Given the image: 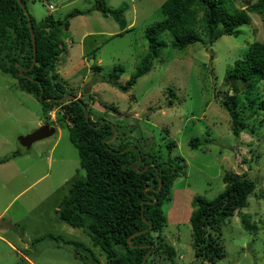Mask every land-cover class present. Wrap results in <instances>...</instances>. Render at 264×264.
I'll return each instance as SVG.
<instances>
[{
	"label": "rangeland",
	"instance_id": "obj_1",
	"mask_svg": "<svg viewBox=\"0 0 264 264\" xmlns=\"http://www.w3.org/2000/svg\"><path fill=\"white\" fill-rule=\"evenodd\" d=\"M26 1L37 21L64 20L77 9L87 12L72 18L70 30L57 35L64 47L57 72L67 90H74L79 98L83 93L92 95L88 102L94 119L103 117L132 130L134 141L139 140L146 150L162 148L168 154L167 144L174 143L172 157L182 161L184 172L162 207L167 219L162 235L176 257L162 264H205L193 247V200L219 196L225 190L227 172L247 174L257 188L247 208L222 225L227 257L215 264H264V110L260 108L264 82L254 91L256 103L251 108L241 97L239 107L246 112L248 127L239 136L220 101L223 93L233 89L227 76L236 77V61L251 44L264 41L262 17L250 14L251 23L240 27L238 36L226 35L214 44L199 43L183 50L173 49V38L164 35L167 47L154 60L152 70L124 93L102 82V77L122 66L119 82L130 80L148 53L146 30L163 20L161 7L166 0H107L112 8L128 4L125 30L111 15L94 10L95 0ZM257 1L233 0L242 9ZM94 64L102 68L98 75L91 69ZM238 88L242 89L240 83ZM235 93L232 90L230 95ZM50 113L46 120L40 101L0 71V159L18 153L0 164V264H85L76 259L73 246L47 239L51 236L83 244L84 254L95 253L106 264V256L83 229L60 220L61 203L86 172L58 110ZM47 121L56 133L29 150L24 148L19 138ZM193 140L196 149L191 146ZM243 215L256 232L244 229Z\"/></svg>",
	"mask_w": 264,
	"mask_h": 264
},
{
	"label": "trees",
	"instance_id": "obj_2",
	"mask_svg": "<svg viewBox=\"0 0 264 264\" xmlns=\"http://www.w3.org/2000/svg\"><path fill=\"white\" fill-rule=\"evenodd\" d=\"M22 3L27 7L26 0ZM161 9L164 18L146 30L148 53L130 80L126 84L119 82L124 69L117 66L102 77V82L129 92L138 79L152 70L154 60L167 47L163 37L168 33L173 38V49L183 50L199 43L214 44L226 35L238 36L240 27L251 23L250 14L261 16L264 22V0L251 2L246 9L238 8L233 0H166ZM94 10L111 15L122 30L127 28L124 16L128 4L112 8L107 0H95ZM86 13L77 9L64 20L41 21L30 14L37 43L35 56L28 17L18 0H0V71L17 80L21 91L40 101L46 120L57 109L59 120L68 128L70 140L78 149L86 177L71 186L69 196L61 203L60 220L83 229L92 245L106 256V264L172 263L176 251L162 235L167 223L162 207L169 199L174 182L184 172L182 161L172 157L174 143L167 144L168 154L162 148L146 150L139 140L134 141L132 130L103 117L94 119L88 102L93 100L91 94L83 93L79 98L59 80L57 68L64 47L57 35L70 30L72 18ZM91 69L94 75L102 70L97 64ZM233 71L236 77L227 76L233 89L223 93L224 99L220 101L231 117L234 134L239 136L248 127L246 112L239 107L241 97L244 96L251 108L256 103L253 93L264 82V41L251 44L236 61ZM42 90L43 100H40ZM232 90L236 91L234 95H230ZM69 95L73 99L60 101ZM173 104L170 101L168 105ZM260 108L264 110V100ZM46 124L49 125L48 121ZM131 146L135 148L121 153ZM191 146L196 149L197 141L193 140ZM17 156L15 152L0 159V164ZM223 180L225 190L215 199L197 196L193 200L195 209L190 217L193 247L196 257L205 264H215L227 257L222 244V225L247 208L248 199L257 188L247 174L227 172ZM246 218L242 216L244 229L256 232V226L246 222ZM136 233L139 234L132 237ZM47 239L73 246L76 259L85 264H101L95 253H83L87 248L81 243L61 236Z\"/></svg>",
	"mask_w": 264,
	"mask_h": 264
},
{
	"label": "water",
	"instance_id": "obj_3",
	"mask_svg": "<svg viewBox=\"0 0 264 264\" xmlns=\"http://www.w3.org/2000/svg\"><path fill=\"white\" fill-rule=\"evenodd\" d=\"M18 3L23 8L25 14L28 17V21H29V25H30V29H31V36H32V40H33L34 55L36 56L37 55V43H36V36L34 34L33 22H32V18H31L30 12H29L28 8L23 5L22 0H18ZM35 62H36V60H34L33 64H35ZM20 74L23 75V69L22 68L20 69ZM73 97H74L73 95H69L65 99H61L60 101L61 102H63L64 100L68 101V100L73 99ZM40 100H43V90H42V94L40 96ZM45 100L47 102H49V101H51L53 99H45ZM84 108L86 109V107H84ZM86 119H87V121H89V114H88L87 110H86ZM55 133H56V128L55 127H51L49 125H43L42 127H40L35 132H33V133L29 134V135L20 137L19 141H20L21 145L24 148L29 150V149L32 148V146L36 142L41 141V140L46 139V138H49V137H52ZM114 133L116 134L115 130H114ZM134 148H135L134 146H131V147L127 148L126 150L122 151L121 153H124V152H126V151H128L130 149H134ZM139 154H140V152H139ZM141 163H142V158L140 156L139 166L141 165ZM161 187H162V183L160 184V189H161ZM143 232H147V231H143ZM137 234H139V233L134 234L132 237L136 236ZM132 237L129 239V242L131 241ZM147 257H148V255L145 257L144 260H146Z\"/></svg>",
	"mask_w": 264,
	"mask_h": 264
},
{
	"label": "built area",
	"instance_id": "obj_4",
	"mask_svg": "<svg viewBox=\"0 0 264 264\" xmlns=\"http://www.w3.org/2000/svg\"><path fill=\"white\" fill-rule=\"evenodd\" d=\"M50 9L53 10L54 9V6H50ZM51 114V113H50Z\"/></svg>",
	"mask_w": 264,
	"mask_h": 264
},
{
	"label": "clouds",
	"instance_id": "obj_5",
	"mask_svg": "<svg viewBox=\"0 0 264 264\" xmlns=\"http://www.w3.org/2000/svg\"><path fill=\"white\" fill-rule=\"evenodd\" d=\"M49 8H50V6H49ZM53 111V110H52Z\"/></svg>",
	"mask_w": 264,
	"mask_h": 264
}]
</instances>
